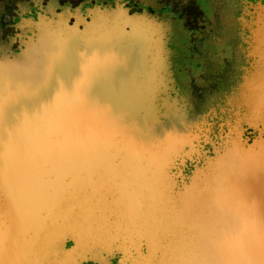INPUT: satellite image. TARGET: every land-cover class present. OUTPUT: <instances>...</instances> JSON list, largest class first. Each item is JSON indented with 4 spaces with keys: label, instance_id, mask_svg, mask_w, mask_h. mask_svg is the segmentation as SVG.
Instances as JSON below:
<instances>
[{
    "label": "water",
    "instance_id": "obj_1",
    "mask_svg": "<svg viewBox=\"0 0 264 264\" xmlns=\"http://www.w3.org/2000/svg\"><path fill=\"white\" fill-rule=\"evenodd\" d=\"M39 7L0 50V264H264V2L210 110L176 85L169 18Z\"/></svg>",
    "mask_w": 264,
    "mask_h": 264
},
{
    "label": "flooded vegetation",
    "instance_id": "obj_2",
    "mask_svg": "<svg viewBox=\"0 0 264 264\" xmlns=\"http://www.w3.org/2000/svg\"><path fill=\"white\" fill-rule=\"evenodd\" d=\"M114 0H77L74 4H108ZM130 11H147L171 22L167 45L173 76L180 92L191 94L199 110H210L236 85L247 65L246 50L251 3L254 0H117ZM263 3L264 0H256ZM56 4L74 5L72 0H6L10 13L0 15V28L9 27V42L3 49L15 50L21 32L15 28L20 15L35 17V11ZM21 7V8H20ZM111 258L109 264H114ZM82 264H98L83 262Z\"/></svg>",
    "mask_w": 264,
    "mask_h": 264
},
{
    "label": "rangeland",
    "instance_id": "obj_3",
    "mask_svg": "<svg viewBox=\"0 0 264 264\" xmlns=\"http://www.w3.org/2000/svg\"><path fill=\"white\" fill-rule=\"evenodd\" d=\"M15 2H18L20 0H14ZM50 1H54V0H43V2L49 4ZM59 3H62L63 0H58ZM73 4L77 1V0H72ZM6 0H0V15L3 14V17H7L8 14L10 13L9 8H7V5H5ZM21 8V7H20ZM10 33V29L9 27H3L0 28V50H3L2 45L3 44H7V42H9V40L11 38L8 37Z\"/></svg>",
    "mask_w": 264,
    "mask_h": 264
},
{
    "label": "bare ground",
    "instance_id": "obj_4",
    "mask_svg": "<svg viewBox=\"0 0 264 264\" xmlns=\"http://www.w3.org/2000/svg\"><path fill=\"white\" fill-rule=\"evenodd\" d=\"M210 117H212V115H210ZM218 117L220 118L221 116H218ZM219 120H220V119H219ZM219 120H217L216 122L213 121V120H210V121H209V125H208V127H209L210 131H211V129L213 128V125H215L216 128H218L219 124L221 123Z\"/></svg>",
    "mask_w": 264,
    "mask_h": 264
}]
</instances>
